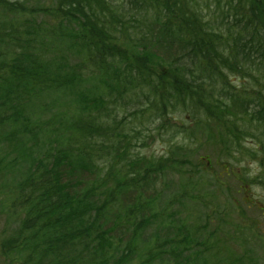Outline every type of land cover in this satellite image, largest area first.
Instances as JSON below:
<instances>
[{"label":"trees","instance_id":"1","mask_svg":"<svg viewBox=\"0 0 264 264\" xmlns=\"http://www.w3.org/2000/svg\"><path fill=\"white\" fill-rule=\"evenodd\" d=\"M253 187L264 0H0V264H261L215 210Z\"/></svg>","mask_w":264,"mask_h":264},{"label":"rangeland","instance_id":"2","mask_svg":"<svg viewBox=\"0 0 264 264\" xmlns=\"http://www.w3.org/2000/svg\"><path fill=\"white\" fill-rule=\"evenodd\" d=\"M121 119V117H120ZM137 128H143L142 136L143 139L136 142L133 141L131 145V151L130 153L133 154V156H136L138 152L142 153L145 156H165L168 152V144L166 142V139L163 135L160 137L156 136L154 134V127H147V125L143 127H137L136 125H130L127 132H130V129H137ZM135 146L137 147L136 149ZM134 149V150H133ZM249 168V174L250 177H256L259 174V167L257 163H248L245 162V164L242 166V168ZM233 183H231L232 185ZM234 185V184H233ZM253 193V199L247 194V196H242V194H237L233 192L230 199L231 202L235 204L237 207H230V205L233 206L232 203H228L227 196L220 198L222 207L215 206V210L222 211L223 214L226 213L228 222H226L227 226H223V230L230 236H232V239H235L236 242H230L229 245L230 248H232L235 253L236 251H239L242 243L245 246V250H247L249 253L246 254V256H250V253L252 250L255 251L254 259L257 260V262H262L264 264V248L263 245L261 246V243L259 242L255 237H253L254 231L256 230L257 234L261 237V239L264 240V215L256 210L248 209L245 205H242L243 199H249L254 200L256 199L257 204L259 207L264 208V190L260 188H252ZM220 197V196H219ZM230 204V205H229ZM228 211L230 213H228ZM248 226L252 228L250 231L248 229ZM235 228H243L242 230H235ZM261 231V233H260ZM240 244V245H238ZM236 248V250H235ZM237 254V253H236ZM238 256V254H237ZM261 263V264H262Z\"/></svg>","mask_w":264,"mask_h":264}]
</instances>
